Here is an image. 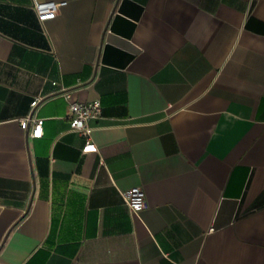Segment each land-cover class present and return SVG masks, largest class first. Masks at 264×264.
<instances>
[{"label": "crops", "instance_id": "0c3cea01", "mask_svg": "<svg viewBox=\"0 0 264 264\" xmlns=\"http://www.w3.org/2000/svg\"><path fill=\"white\" fill-rule=\"evenodd\" d=\"M52 1L0 0V264H264V0Z\"/></svg>", "mask_w": 264, "mask_h": 264}, {"label": "built area", "instance_id": "2783aa9c", "mask_svg": "<svg viewBox=\"0 0 264 264\" xmlns=\"http://www.w3.org/2000/svg\"><path fill=\"white\" fill-rule=\"evenodd\" d=\"M67 4L66 1H39L32 0V9L36 13L37 19L41 25L45 22L55 19L60 9ZM62 95L69 103V119L72 131L78 132L85 137V146L83 153L98 152V146L93 140L94 127L90 125L93 119L103 117V105L100 99H94L89 102L82 101L72 92L65 91ZM42 98L37 97L31 103V113L26 118H22L20 123L23 127L32 126L31 137L39 138L43 136V119L38 117L36 110L40 105ZM124 203L133 212L137 213L148 207V201L145 190L141 186H133L128 190L121 192Z\"/></svg>", "mask_w": 264, "mask_h": 264}]
</instances>
